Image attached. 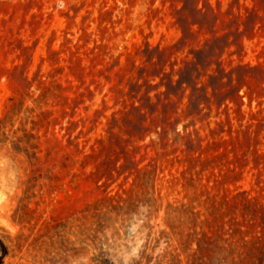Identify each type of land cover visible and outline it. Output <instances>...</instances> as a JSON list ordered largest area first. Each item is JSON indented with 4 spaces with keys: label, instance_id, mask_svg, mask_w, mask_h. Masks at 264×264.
Masks as SVG:
<instances>
[{
    "label": "rangeland",
    "instance_id": "1",
    "mask_svg": "<svg viewBox=\"0 0 264 264\" xmlns=\"http://www.w3.org/2000/svg\"><path fill=\"white\" fill-rule=\"evenodd\" d=\"M203 1L219 35L234 43L225 65L264 69V0ZM185 5L0 0V264H186L201 227L214 245L204 241L198 264H218L225 255L222 264H231L244 259L243 241L251 248L264 233V81L251 85L250 102L246 89L239 93L240 107L205 109L187 130L198 131L200 150L189 163L160 160L154 180L137 169L158 153L151 147L157 136L126 145L117 128L110 133L113 117L119 120L129 104L119 91L138 80L143 59L136 51L146 43L175 44L181 33L173 14ZM188 49L176 54L178 61ZM124 145L140 147L134 164L125 163ZM212 195L223 216L211 229L201 221ZM176 208L190 214L176 215ZM188 234L182 252L179 241Z\"/></svg>",
    "mask_w": 264,
    "mask_h": 264
},
{
    "label": "trees",
    "instance_id": "2",
    "mask_svg": "<svg viewBox=\"0 0 264 264\" xmlns=\"http://www.w3.org/2000/svg\"><path fill=\"white\" fill-rule=\"evenodd\" d=\"M182 1L186 5L173 14L175 25L181 33L179 40L168 47L158 45L152 48L146 43L142 50L136 51V54L143 59L142 65L138 68V80L129 81L126 92L119 91L125 93L129 104L123 103L124 111H121L119 120L114 116L113 126L109 127L110 133L117 128L118 133L126 137V145L132 143L133 140L140 141L150 133L157 136L156 142H152L151 147L158 153L151 157L144 167L137 169L140 178L145 177L149 180H154L157 170L161 169L158 164L160 160L166 159L165 162L171 165L189 163L190 154L194 148L200 150L202 139L198 131L194 129L192 132H187V130L195 125L196 119L199 121L204 119L207 115L204 113L205 109H210L213 105L217 108L224 106L227 109L231 103L240 107L243 96L239 93L246 89L244 96L250 102L251 85L259 87L264 81V69L260 64L255 66H250L248 63L228 65L229 68L225 65L226 60L223 57L233 55L229 49L234 43L229 41L227 35H219L216 21H214L216 16L212 10H208L205 1ZM200 2H203L201 7H199ZM184 48H189L188 54L178 61L176 54ZM167 65L169 71L165 72ZM155 78H158V82L152 84ZM139 80L142 82L139 83ZM65 99L68 100L67 97ZM71 101L74 106L77 105L76 98ZM45 115L48 117L47 111L42 113V116L46 118ZM185 121L187 123L183 124L182 132L177 131V126ZM68 123L67 141L72 144L73 140L69 137L74 122ZM119 123L121 125L117 127ZM247 132L248 128L243 131L245 134ZM192 135L195 137L193 138ZM115 137L119 136L115 135ZM91 149L93 150V147ZM139 149L140 147L133 146L130 151H127L125 145L121 148L126 164H134L132 154H134L133 151L139 152ZM94 152L92 151L85 157L94 156ZM145 155L141 160H144ZM194 159L201 162L199 155ZM201 163L204 165L205 162ZM184 174L185 171L181 172L182 179H185ZM206 203L207 206L204 204L206 213H203L205 217L201 224L211 228L212 224L223 216V211L215 195L207 198ZM260 210L264 214V206H261ZM173 212L176 215L190 214L180 208L174 209ZM254 214L257 213L254 212ZM260 218L263 224L264 215ZM191 220H193L191 226H194L193 233L197 234L194 219ZM190 236L191 234H188L185 239H179V248L182 252L190 243ZM204 241L207 243L210 241L214 245L208 232L201 227L200 236L196 239L197 248L190 257L186 258V264H198L197 258L205 250ZM261 249L264 250V233L259 237H254L251 248L247 241H243L240 254H245L244 259L240 258L238 262H234L233 259L231 264H264V251L262 252ZM226 250L228 256L234 252L230 249ZM177 255L179 254L175 257ZM226 256L223 259L219 258L218 264L228 262ZM177 264H181V260L178 259Z\"/></svg>",
    "mask_w": 264,
    "mask_h": 264
}]
</instances>
